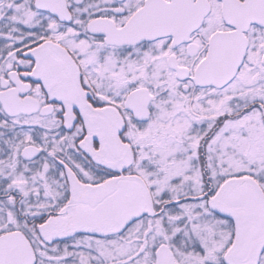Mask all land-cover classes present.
Returning <instances> with one entry per match:
<instances>
[{"label":"snow or ice","instance_id":"snow-or-ice-1","mask_svg":"<svg viewBox=\"0 0 264 264\" xmlns=\"http://www.w3.org/2000/svg\"><path fill=\"white\" fill-rule=\"evenodd\" d=\"M0 264H264V0H0Z\"/></svg>","mask_w":264,"mask_h":264}]
</instances>
